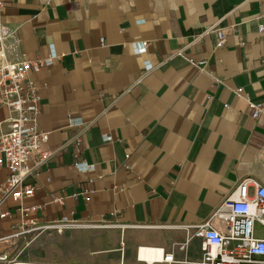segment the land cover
I'll list each match as a JSON object with an SVG mask.
<instances>
[{"label": "crops", "instance_id": "0c3cea01", "mask_svg": "<svg viewBox=\"0 0 264 264\" xmlns=\"http://www.w3.org/2000/svg\"><path fill=\"white\" fill-rule=\"evenodd\" d=\"M5 1L0 20L17 29L20 53L46 59L53 48L57 55L32 75L49 138L28 162L34 196L21 206H36L39 224L110 225L66 230L58 260L19 264H146L140 248L172 253L169 264H198L195 227L243 177L264 185V120H252L246 102H264V32H257L264 0ZM213 27L226 35L221 48L214 34L194 43ZM141 41L147 51L135 55L130 45ZM189 59L205 61L203 70ZM145 61L157 69L144 73ZM7 118L0 106L3 131ZM41 151L53 156L38 163ZM77 161L88 171H77ZM7 175L0 169V183ZM8 206L13 218L0 219V237L18 221L19 205ZM37 239L17 257L21 241L0 242V255L18 260Z\"/></svg>", "mask_w": 264, "mask_h": 264}, {"label": "built area", "instance_id": "2783aa9c", "mask_svg": "<svg viewBox=\"0 0 264 264\" xmlns=\"http://www.w3.org/2000/svg\"><path fill=\"white\" fill-rule=\"evenodd\" d=\"M5 4V0H0V13ZM257 32L263 33L264 25H258ZM209 34L215 35L214 49L224 45L226 35L217 27L199 33L194 43ZM19 45L17 29H12L0 20V106L8 113V118L3 122L8 125L6 131L1 129L0 123V169H6L8 172L7 177L0 183V219L13 218L8 206L10 202L19 205L15 209L18 221L11 227L9 235L0 237V242H13L16 246V241H21L23 245L16 257L31 243L32 237L45 232L59 233L68 229L110 226L82 224L67 218L39 224L35 216L37 207L21 206L23 201L34 196V188L27 184L28 179L33 176L28 162L49 138V133L40 128V87L32 75L41 67L52 64L57 55L51 48V53L46 59L31 60L20 53ZM130 46L135 55H142L147 51L148 42H133ZM189 62L200 71L205 65V61L201 60L189 59ZM143 69L144 73H149L157 68L145 61ZM241 92L242 89L235 91L237 96H241ZM246 102L249 117L255 121L264 120V102L256 103L250 99H246ZM82 128L87 129V126ZM77 141L78 139L74 138L66 146ZM103 141L110 143L112 137L103 135ZM52 156L53 153L49 151H41L37 162L44 163ZM125 158L127 160L129 156L126 155ZM74 167L82 173L89 169V166L81 161L74 163ZM249 187L254 189L252 196L248 195ZM85 196V201L88 202L89 197L87 194ZM64 199L63 196H58L53 201L62 205ZM216 222L223 223L224 227H216ZM256 223L264 228V185L251 177H243L209 218L195 227L196 235L200 238L201 261L198 264H264V239L255 238ZM152 250L161 251L160 260H153L152 263H173L172 253L164 254L163 249ZM178 250L185 251L186 243L178 245ZM16 257L10 259V255L3 253L0 255V263L17 264ZM255 258H261L263 261H255Z\"/></svg>", "mask_w": 264, "mask_h": 264}, {"label": "rangeland", "instance_id": "374dc122", "mask_svg": "<svg viewBox=\"0 0 264 264\" xmlns=\"http://www.w3.org/2000/svg\"><path fill=\"white\" fill-rule=\"evenodd\" d=\"M96 228H102V227H96ZM68 230H73V229H68ZM65 231L66 230L59 233L56 231H50L34 236L33 239L38 238L37 239L38 245H36L35 248H33L32 252L27 253L28 250H25L19 256L17 262L27 263L30 261H41L43 260V256H45L47 260H58V257L60 255L59 236L62 235ZM254 233L255 236L257 237H264V228L261 225L257 224V226H254ZM86 237H89V235ZM45 238H48L50 240L49 242H47V244L43 243ZM68 251L69 250L67 248L66 250L67 254L69 253ZM27 255H29L30 258H28Z\"/></svg>", "mask_w": 264, "mask_h": 264}, {"label": "bare ground", "instance_id": "6f19581e", "mask_svg": "<svg viewBox=\"0 0 264 264\" xmlns=\"http://www.w3.org/2000/svg\"><path fill=\"white\" fill-rule=\"evenodd\" d=\"M155 252H158V254L156 255ZM138 257L142 262H145L146 264H152L153 260L154 261L160 260L161 251L160 250H158V251L152 250V248H140ZM19 263H17V264H19Z\"/></svg>", "mask_w": 264, "mask_h": 264}]
</instances>
